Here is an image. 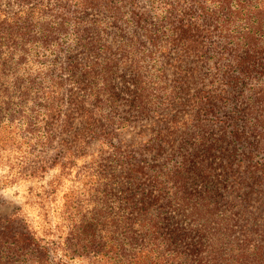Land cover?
I'll use <instances>...</instances> for the list:
<instances>
[{"label": "trees", "instance_id": "trees-1", "mask_svg": "<svg viewBox=\"0 0 264 264\" xmlns=\"http://www.w3.org/2000/svg\"><path fill=\"white\" fill-rule=\"evenodd\" d=\"M27 1L26 7L11 15L0 10V149L22 150L21 177L36 174L25 166L26 158L32 148L47 141L63 112L61 90L66 75L87 88L91 97V105L85 107L88 130L103 150L122 158L132 187L129 196H117L110 188L115 176L89 175L86 190L64 194L55 223L44 217V223L36 226L21 207L0 216V264H264V241H255L245 228L238 230L240 217L216 199V158L223 163L227 157L223 167L229 168L233 179V171H241L244 162L234 158L235 150L214 152L222 137L207 136L209 124L196 122L199 127L193 140L179 142L175 132L180 120L171 117L170 123L168 112L158 117L163 124L140 147L130 149L117 139V132L129 125L119 115L118 68L132 74L137 108L152 116L159 105L173 104L178 88H183V81L171 79L163 63L173 51L206 58L207 45L212 44L217 62L228 53L224 78L214 76V86L205 84L208 87L191 100L196 102V120L200 115L217 117L222 109L233 107L232 97L222 91L229 85L238 87L250 76L251 61L264 52L263 46L244 33L227 35L249 6L247 0ZM252 1L262 5L259 16L264 20V0ZM92 10L99 15H92ZM198 10L203 23L197 21ZM227 13L234 22L222 18ZM216 31L221 40L208 42ZM74 50L104 56L89 61L72 56L62 61L65 53ZM244 116L241 127L238 121ZM250 117V112L237 109L221 121L231 127L234 141L240 143L248 131L255 134L247 125ZM19 134L22 143L18 146ZM64 143L51 163L61 165L65 172L76 163L77 152L71 141L64 139ZM256 146L249 155L250 169H254L249 170V178L256 176L255 170L264 173V148ZM145 150H155L164 160L147 162L140 152ZM196 178L204 188L195 186ZM57 180L49 182L43 201L55 197L61 187V178ZM236 183L242 185L244 180ZM141 184L148 190L134 198Z\"/></svg>", "mask_w": 264, "mask_h": 264}, {"label": "rangeland", "instance_id": "rangeland-1", "mask_svg": "<svg viewBox=\"0 0 264 264\" xmlns=\"http://www.w3.org/2000/svg\"><path fill=\"white\" fill-rule=\"evenodd\" d=\"M28 2L27 0H0V10L7 15H11L20 8L26 7L29 4ZM247 2L249 6L244 8L242 15L235 21L227 35L228 37H236L238 34L242 35L244 33V36H248L251 42L264 47V20L260 17L262 16V10L260 11L262 5H258L259 2H253L252 0H247ZM91 14L99 15V12L92 10ZM200 14L201 12L198 10L197 21L203 23L205 21ZM222 15H224L222 18L234 22V17L230 16L229 13ZM236 25L238 28H236ZM236 29H239V31L237 32ZM252 30H255V32L249 33ZM214 39L221 40L218 31L215 32L214 37L211 35L208 38V42ZM207 50L206 58L197 53L189 54L178 50L173 51L163 59L170 78L179 77V80L183 81V88L182 90L178 88L180 93L179 95L175 93L174 96L177 97H175L176 100L173 104L168 102L159 105L152 116L145 115L137 108L138 104L135 101V96H137L136 87L133 84L132 74L124 67H119L116 74V85L121 96L119 115L120 118L128 120L129 125L117 132V139L123 146L130 149L140 147V142L145 140L155 128L163 124V121L158 117L168 112H171V114L166 117L167 119L172 117L180 120L179 128L175 132L177 134L176 139L179 142H191L193 140V136L199 127L195 125L196 122L209 124L207 136L213 139L222 137V141L216 143L217 148L214 149V152L220 155L224 151L235 150L237 156L235 153L234 158L242 159L244 162L241 171L238 169L233 171L234 176H236L233 179L231 173L227 172L229 168L223 167L227 157L223 160V163L221 158H216L218 164L214 177L216 199L223 207H228L231 212H235L240 217L238 230L245 228L247 234L255 241H264V173L255 170L254 174L256 176L254 178H249L248 173L249 170H254L250 169V166H252L250 160L252 161V159L249 157L251 152L255 150L254 147L258 145V148H264V52L258 55L259 59L251 61L250 68L253 69V76L252 74L247 75L244 80L239 82L238 87L233 88L229 85L222 91L223 95L233 99L231 112L237 109H240L242 113L250 112L251 121L247 125L255 134L251 135L248 131L249 136L246 135L243 142L237 143L232 137L231 127L225 126L221 121L226 118L227 113L230 115L228 107L222 109L221 114L217 117H203L200 115L201 119L196 120L198 118L196 102L194 100L192 102L191 98L193 99V96L201 88L208 87L205 84L210 83L213 87L214 84L211 81L214 76L222 80L228 63V53H224L223 58L217 62L212 57V52L215 51L212 44L207 45ZM72 56L89 61L101 58L104 55L92 51L74 50L65 53L62 56V61L65 62L68 57ZM226 76H228V73ZM239 92H242L243 96H240ZM61 95L64 96L61 101L63 112L54 122L52 133L50 132L49 138L47 136L43 138L45 141L48 138L46 142L32 148L26 158L28 161L25 166L29 171H36V174L21 177V170L23 169L22 154H24L22 150L15 148L11 151L0 149V216L11 214L16 208L21 207L27 218L36 226L44 223V217L55 223L58 218L57 208L61 207L64 194L71 192L73 189L78 193L80 190H86L89 175L95 176L100 173L115 176L112 184H110V188L115 195H122V197L130 195L128 192L132 186L126 169L121 164L122 158L117 154L103 150L99 139L88 130L89 123L85 115V107L91 105V97L87 93V88L71 81L65 75V85L61 90ZM237 95L241 100L243 99V103L239 101ZM169 104L172 106H169ZM245 118L246 116L238 121L241 127ZM169 122L171 123L172 119H169ZM178 130L182 131L178 132ZM64 139L71 141L72 149L77 152L76 163L71 166L70 170H65V172L62 170L61 165L51 163L58 151L65 146ZM19 143H22L20 134L16 140L18 146ZM15 147L17 146L15 145ZM166 151H171L170 146H167ZM140 152L145 155L147 162L151 164L161 163L164 160V156H159L155 150ZM234 161L236 164L237 161ZM235 168H237L236 165ZM239 173L243 174V178H240L244 180L242 185L236 183L237 180H240L237 179ZM58 177L61 178V187L57 194L54 198L48 201L44 199L43 201L42 198L47 195L46 190L49 182L51 183L53 180L57 182ZM194 181L196 187L201 186V188H204L199 183L201 181L198 178ZM93 183L98 182L94 179ZM147 190L148 186L141 184L138 190L134 192V198L141 196ZM121 201L123 202V200ZM43 202L46 204L44 208L41 206ZM47 208H50L49 213H44L43 209Z\"/></svg>", "mask_w": 264, "mask_h": 264}]
</instances>
